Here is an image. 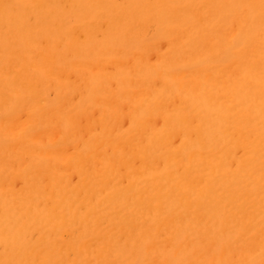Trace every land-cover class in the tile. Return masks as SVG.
Listing matches in <instances>:
<instances>
[{
    "label": "bare ground",
    "instance_id": "6f19581e",
    "mask_svg": "<svg viewBox=\"0 0 264 264\" xmlns=\"http://www.w3.org/2000/svg\"><path fill=\"white\" fill-rule=\"evenodd\" d=\"M0 264H264V0H0Z\"/></svg>",
    "mask_w": 264,
    "mask_h": 264
}]
</instances>
